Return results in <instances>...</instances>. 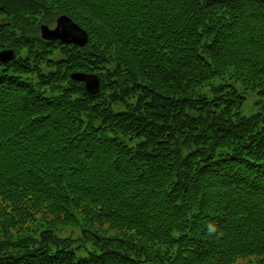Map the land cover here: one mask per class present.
<instances>
[{
	"label": "trees",
	"instance_id": "16d2710c",
	"mask_svg": "<svg viewBox=\"0 0 264 264\" xmlns=\"http://www.w3.org/2000/svg\"><path fill=\"white\" fill-rule=\"evenodd\" d=\"M5 50L0 264H264V0H0Z\"/></svg>",
	"mask_w": 264,
	"mask_h": 264
},
{
	"label": "water",
	"instance_id": "95a60500",
	"mask_svg": "<svg viewBox=\"0 0 264 264\" xmlns=\"http://www.w3.org/2000/svg\"><path fill=\"white\" fill-rule=\"evenodd\" d=\"M41 36L46 41H60L65 44L78 45L84 47L88 42V34L78 26L70 17L61 16L58 18L56 27L50 28L46 25L41 26ZM14 57L13 50L0 52V61L6 62ZM72 78L83 82L87 92L98 94L100 92V78L97 75L74 73Z\"/></svg>",
	"mask_w": 264,
	"mask_h": 264
},
{
	"label": "rangeland",
	"instance_id": "374dc122",
	"mask_svg": "<svg viewBox=\"0 0 264 264\" xmlns=\"http://www.w3.org/2000/svg\"><path fill=\"white\" fill-rule=\"evenodd\" d=\"M56 25H52L51 28H54ZM259 100H264V98H262L260 95L258 94H254V93H250L247 95V99H246V103L244 105V108H243V114L244 115H251L255 112H257V106H256V103L259 101ZM71 234L70 231L66 230V231H63L61 233V236H69ZM73 237H77L78 236V232L77 231H74L72 233ZM250 262L248 261H240L238 264H249Z\"/></svg>",
	"mask_w": 264,
	"mask_h": 264
},
{
	"label": "clouds",
	"instance_id": "9594fccd",
	"mask_svg": "<svg viewBox=\"0 0 264 264\" xmlns=\"http://www.w3.org/2000/svg\"><path fill=\"white\" fill-rule=\"evenodd\" d=\"M208 231H209L210 233H216L217 229H216V227H215L214 225L209 224V225H208ZM221 235H223V234L221 233ZM251 259H254V257H252Z\"/></svg>",
	"mask_w": 264,
	"mask_h": 264
}]
</instances>
